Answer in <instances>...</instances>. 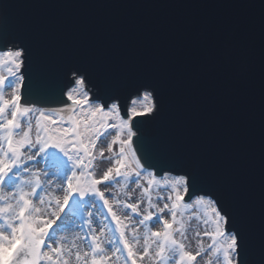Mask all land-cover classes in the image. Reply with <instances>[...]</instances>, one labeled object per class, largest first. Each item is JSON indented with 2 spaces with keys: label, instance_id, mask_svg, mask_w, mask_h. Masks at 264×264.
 I'll return each mask as SVG.
<instances>
[{
  "label": "snow or ice",
  "instance_id": "obj_1",
  "mask_svg": "<svg viewBox=\"0 0 264 264\" xmlns=\"http://www.w3.org/2000/svg\"><path fill=\"white\" fill-rule=\"evenodd\" d=\"M9 7L0 4V264H264V107L254 190L231 157L192 137L182 100L165 99L178 87L163 59L103 44L42 50L41 27L9 26ZM246 61L225 46L202 70Z\"/></svg>",
  "mask_w": 264,
  "mask_h": 264
},
{
  "label": "water",
  "instance_id": "obj_2",
  "mask_svg": "<svg viewBox=\"0 0 264 264\" xmlns=\"http://www.w3.org/2000/svg\"><path fill=\"white\" fill-rule=\"evenodd\" d=\"M8 24L25 21L42 29L38 47L81 48L103 44L118 55L163 59L178 91H167L173 105L187 106L192 137L221 156L231 157L254 190L259 184L261 111L264 107V0H0ZM225 46L246 50L237 70L221 65L202 70ZM62 85L50 78L49 94ZM40 93L34 87V99ZM134 94L120 97L127 118ZM48 107H58L49 103ZM142 119V118H137ZM148 136L153 125L144 126Z\"/></svg>",
  "mask_w": 264,
  "mask_h": 264
},
{
  "label": "rangeland",
  "instance_id": "obj_3",
  "mask_svg": "<svg viewBox=\"0 0 264 264\" xmlns=\"http://www.w3.org/2000/svg\"><path fill=\"white\" fill-rule=\"evenodd\" d=\"M2 70L3 69H0V71H2ZM10 92H11V89H8V88L5 89V95L6 96H9L10 95ZM131 106H132V102L129 104L128 108L131 107ZM104 167H106V164L101 163L100 164V169H103ZM186 215H191V211L188 212ZM193 223H195V221H193ZM155 228H158V225L155 226ZM155 228H154V230H155ZM201 264H202V262H201Z\"/></svg>",
  "mask_w": 264,
  "mask_h": 264
},
{
  "label": "built area",
  "instance_id": "obj_4",
  "mask_svg": "<svg viewBox=\"0 0 264 264\" xmlns=\"http://www.w3.org/2000/svg\"><path fill=\"white\" fill-rule=\"evenodd\" d=\"M132 102V101H131Z\"/></svg>",
  "mask_w": 264,
  "mask_h": 264
}]
</instances>
